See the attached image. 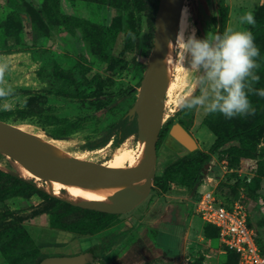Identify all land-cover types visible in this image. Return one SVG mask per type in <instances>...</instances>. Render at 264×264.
Listing matches in <instances>:
<instances>
[{
    "label": "rangeland",
    "instance_id": "rangeland-1",
    "mask_svg": "<svg viewBox=\"0 0 264 264\" xmlns=\"http://www.w3.org/2000/svg\"><path fill=\"white\" fill-rule=\"evenodd\" d=\"M130 1V8L123 13L132 17L131 21L136 34L132 37L130 49L126 51L122 59L109 64L100 59L97 46L80 39L78 33L67 32L59 24H54L52 30L48 31L47 28L46 36L41 38L37 31L29 30V19L30 17L37 18L39 14H37L36 8L41 3L45 14L54 19V13L45 0H29V2L23 0L22 5L20 6L19 2L17 6L20 7L16 9L9 6L6 0H0V25L2 22L11 26L15 25L18 33L17 37L8 36L0 26V63L7 64L4 84L0 86L12 90L10 95L0 98V113L9 109H21V112H16L7 121L26 125L28 131L41 133L42 138L65 151L99 165L106 163L116 151L126 150L129 157L138 156L136 118L129 116L127 111L137 97L138 84L152 51L158 0ZM231 2L232 12L229 15L226 29L250 31L252 25L242 24L240 17L249 11L253 13L254 17L261 13L259 19L264 16V9L258 10V5L261 2L258 5L255 2L249 4L234 0ZM185 8L188 10L186 37L192 33L193 29H195V36L198 39L206 38L210 32L217 34V28L212 22V17L216 14L214 0H185L183 10ZM61 10L87 17L99 25L107 23L112 17L121 13L115 8L110 9L100 0H62ZM21 12L30 14L27 22L23 21ZM17 13H20V19ZM181 18L182 12L180 21ZM51 21L48 20V22ZM180 21L178 32L181 26ZM256 46H264V39L257 42ZM122 47L123 43L120 41L114 48L113 53L117 59L120 58L118 53ZM56 61L59 63L58 69L55 68ZM136 61H141V65L137 69L134 68ZM79 63L92 68V72H100L103 81L89 87L83 84L78 85L79 92L90 96L87 99L58 95L60 87V81H57L58 72L69 73L81 82L84 80L81 76L82 71ZM121 65L125 67L124 71H120L119 66ZM185 67L188 65L185 64ZM254 72L263 77L262 72L258 69H255ZM197 76L198 74L187 72L178 60L174 61L172 80L165 95L164 109L166 120L172 118L175 122L183 118L188 124L192 122L189 131L197 140L194 152L202 149L203 143L207 145L212 138L210 130L203 123L204 114L207 111L203 107L181 111L177 109L176 102L179 97L187 96L189 92L196 89ZM256 83H252L254 91L248 92L251 105L258 96L255 90H260ZM127 88L131 89L124 92L123 90ZM95 93L100 96H94ZM200 94L199 88L196 96ZM4 105H8V107L5 108ZM252 108L254 109L253 105ZM79 115H92V119L77 130L68 133L61 132L65 124L64 120L62 121L63 118L74 119ZM211 119L215 126L230 131L247 126L253 119V113L231 119L225 118L223 114L213 113ZM204 130L208 132V135L203 133ZM60 132L63 134L59 138L53 135ZM166 135L167 133L160 138L157 147L156 173L148 195L130 211L114 215L110 223L99 231L115 229L120 238L111 251H104L98 264H193V257L196 256L193 255L194 250L204 246L203 243H200L199 248H196L198 245L193 246V252H191V248H187L190 239L186 238V246L183 247L186 256L179 259L177 255L171 257L166 253L167 251L158 248L156 243L154 231V223L158 222L156 217L163 214L168 205L171 206L174 203L179 205L187 203L188 209L194 212L197 194L191 195L192 189L186 185L163 182L162 174L165 166L176 161L178 157H185L177 155L165 144ZM254 137L258 139L254 160L249 164L241 161L235 171L229 172L223 160L212 156L211 160L202 168L200 181L203 185L214 187L219 183L218 180H221L217 190L223 200L225 199L223 196L236 193L232 189V184L236 181L250 182L248 190L252 191L253 195H247L244 189L245 205L250 222L257 229L260 246L264 250V174L253 178L255 174L252 170V168L260 166L261 173H264V125ZM53 138L58 141L55 143ZM102 139L105 140L94 144ZM0 162L5 172L12 170L19 173L17 161L13 158H8L0 153ZM30 180L37 187L46 188L44 179L39 181L43 183L42 185L37 184L34 179ZM12 182L14 179L0 175V194ZM60 191L63 194L66 192L64 189ZM55 197L57 196L39 189L23 196L0 199V231L7 225L22 223L34 240L40 243L41 250L45 252L48 249L49 255H64L79 249L80 242L87 240L88 236L52 228L49 225V214L51 212L61 213L63 221L72 223L77 222L89 210L83 207L75 208L68 204H59L55 201ZM169 228L167 226L165 232H160V239L168 241L172 238L170 231H167ZM51 239H67L70 242H64L65 247L58 249L54 247L55 242H41ZM214 247L216 251L207 256L209 260L206 261L197 256L194 264H236L234 254L224 249L219 241L215 243ZM3 262L6 263L0 252V264H4Z\"/></svg>",
    "mask_w": 264,
    "mask_h": 264
},
{
    "label": "trees",
    "instance_id": "trees-1",
    "mask_svg": "<svg viewBox=\"0 0 264 264\" xmlns=\"http://www.w3.org/2000/svg\"><path fill=\"white\" fill-rule=\"evenodd\" d=\"M8 5L16 9L22 5L19 0H6ZM27 1V0H25ZM49 7L54 13V19L45 14L42 9L43 4L41 3L36 8L37 18L33 19L30 17L28 27L29 30H35L39 34V38L46 36L48 28L52 30L54 24L61 25L67 32L75 34L78 33L80 39L85 42H90L99 48V57L104 62L113 64L115 61H120L127 50L131 47L132 37L136 34L135 27L131 21V16L125 15L123 12L130 8V0H100L103 4L110 7V9L115 8L121 11L117 16L112 17L107 23L103 25L96 24L94 21L87 17L78 16L73 13L61 10V1L62 0H45ZM19 2L21 3L20 6ZM29 2V0H28ZM216 14L212 17V22L217 28V34H223L226 30L227 22L229 18L230 7L227 4L226 0H214ZM260 11L264 9V0L261 1V4L258 5ZM23 9V7H21ZM157 9V6H156ZM26 10V9H23ZM188 11V10H187ZM259 12V11H258ZM27 13V12H26ZM19 19L21 18L20 13H17ZM28 16L30 14L27 13ZM255 24L252 25L250 31L254 37L255 44L264 39V16L260 17L262 14H256ZM48 20H52L48 22ZM23 21H25L23 19ZM1 28L4 30L5 34L8 36H16L15 25H7V23H1ZM200 39H204L200 37ZM123 43V47L119 51L118 55L120 58H116L114 55V48L119 42ZM258 47V46H257ZM260 54L256 58V62L259 65L258 71L262 72L263 77L259 76V81L256 83L259 86L260 90L264 89V46H259ZM57 60V59H56ZM82 73L83 81H79L75 77L71 76L69 73H60L58 72L57 81H60V87L57 92L58 95L65 97H78L81 99H87L90 96L84 95L82 92L78 91V85L83 84L87 87L94 86L103 81L101 73L98 71H93L92 68L79 63L78 64ZM141 61H136L134 68H139ZM145 66V65H144ZM120 71H124V66H119ZM55 68H59L58 61L55 62ZM141 79L138 86H140ZM131 88L123 90L128 92ZM199 87L192 92L196 95ZM94 96H100V94L95 93ZM254 107L253 119L251 122L244 127H238L230 131H225L222 127H217L213 124L211 116L213 113L207 112L203 118V123L213 132L215 139L211 146L206 151H193L185 155V157H178L176 161L165 166L163 170V182L164 183H180L190 187L191 189L198 183H201L202 178V168L204 164L209 162L212 156H216L219 160H226V165L228 168H237L241 161H244L246 164H249L254 160L256 153V147L258 145V139L254 135L260 131L264 125V97L257 96L255 100L252 101ZM196 109V108H195ZM183 111L184 109H180ZM16 112H21V109H9L0 113V119L6 120L10 119ZM92 119V115H79L74 119L63 118L64 126L62 128L63 133L72 132L80 128L85 122ZM186 129L192 126L187 123L186 119L180 118L178 120ZM174 121L172 118H168L160 130V138L165 135ZM54 133L53 135L59 138L63 133ZM106 139V138H105ZM94 144H99V142ZM160 139L157 142V147ZM187 158V160H184ZM254 176L262 175L260 166H256L254 169ZM233 172V171H229ZM0 175H6L12 179L14 182L5 187V190L0 194V199H7L15 196H23L27 193H30L35 190L41 189L35 184L31 183L28 179L23 177H15L9 172H5L0 169ZM217 183L215 190L218 193L217 186L220 184ZM228 182V181H227ZM250 182L246 180H239L232 184V189L235 190V194L223 196L225 199L223 202L227 205H230L235 199L239 198L240 194L243 193L244 189L246 190L247 195H253L252 191H249ZM46 194V193H45ZM48 195V194H47ZM245 195L242 196L241 200L245 204ZM55 201L59 204H68L71 207L81 208L68 203L67 201L61 200L57 197L54 198ZM88 213L84 214L83 217H80L77 222L67 223L61 218L63 217L61 213L51 212L49 215V225L54 229H59L62 231L73 232L76 234H85L92 235L96 234L107 226L112 217L115 214L107 213L104 211H98L94 209H89ZM248 223L253 226L249 219L248 213ZM210 226V230L213 237L218 238L217 229ZM254 227V226H253ZM255 228V227H254ZM257 231V229H256ZM258 244L259 240H258ZM234 254L236 259V264H238V255L232 251L227 250ZM0 252L7 264H38L40 260L45 256V254L39 252V246L35 242L32 235L26 230L25 226L21 224L17 225H7L0 231Z\"/></svg>",
    "mask_w": 264,
    "mask_h": 264
},
{
    "label": "water",
    "instance_id": "water-1",
    "mask_svg": "<svg viewBox=\"0 0 264 264\" xmlns=\"http://www.w3.org/2000/svg\"><path fill=\"white\" fill-rule=\"evenodd\" d=\"M184 2L185 0H158L152 51L142 75L137 97L127 111L129 116H135L137 139L145 145L137 165L123 172L106 170L97 163L81 159L69 152L63 153L36 133L3 119H0V153L40 174L46 182L49 178L56 177L78 185L94 187L108 198L69 199L63 193L56 195L70 204L112 214L124 213L137 206L148 195L156 173L157 142L162 125L166 121L165 58L168 56V41L175 43ZM21 16L27 22L28 15L21 12ZM165 144L179 156H185L197 147V141L191 132L179 121L170 125ZM8 172L15 177H21L17 171ZM137 176H142L137 183H128V180ZM29 181L33 183L32 180ZM40 188L51 193L46 188ZM91 260L90 252H81L74 255L46 256L39 264H85Z\"/></svg>",
    "mask_w": 264,
    "mask_h": 264
},
{
    "label": "clouds",
    "instance_id": "clouds-1",
    "mask_svg": "<svg viewBox=\"0 0 264 264\" xmlns=\"http://www.w3.org/2000/svg\"><path fill=\"white\" fill-rule=\"evenodd\" d=\"M187 9L182 10L181 26L175 43L168 41L172 49L173 61L179 62L190 74H198L195 87L199 96L189 92L177 99V109L203 107L209 113H220L225 118L252 114L254 109L248 99V92L254 91L253 82L259 81L254 70L259 68L256 58L260 51L254 42L251 31L226 29L223 34L208 33L206 38L198 39L195 29L185 36ZM242 24L254 25L252 12L240 17ZM168 56L165 63H168ZM185 64L188 67H185ZM6 63H0V85L4 84ZM11 88L0 86V98L11 94ZM264 97V89L255 90ZM5 108L8 105H4Z\"/></svg>",
    "mask_w": 264,
    "mask_h": 264
},
{
    "label": "built area",
    "instance_id": "built-area-1",
    "mask_svg": "<svg viewBox=\"0 0 264 264\" xmlns=\"http://www.w3.org/2000/svg\"><path fill=\"white\" fill-rule=\"evenodd\" d=\"M223 162L226 165V160ZM0 169L5 171L1 162ZM227 170L235 171V168ZM200 187L195 193V211L204 223L217 229L224 249L238 255V264H264V250L258 244L256 229L248 223V210L241 200L243 193L227 205L216 193V185L208 187L202 184Z\"/></svg>",
    "mask_w": 264,
    "mask_h": 264
},
{
    "label": "crops",
    "instance_id": "crops-1",
    "mask_svg": "<svg viewBox=\"0 0 264 264\" xmlns=\"http://www.w3.org/2000/svg\"><path fill=\"white\" fill-rule=\"evenodd\" d=\"M234 1L244 2L245 4L255 2V4L257 5L261 2L260 0H234ZM226 2L227 4H229L230 7V11H229V15H230L232 12V2L231 0H226ZM205 115L206 114H204V116ZM204 126L207 127L205 124ZM210 132L212 134L211 141L208 142L207 145H204L203 143L201 147L202 149H200L202 151L208 150V148L211 146V144L215 139V135L213 134V132L211 130ZM203 133L208 135V132L206 130H204ZM186 205L185 204L179 205L177 203H174L171 206L168 205L166 211L163 214L156 217V220H158V222L156 224L154 223L155 227L163 229L161 232H165L167 226H169L170 228L167 229V231H170V235H172V238L169 239L168 241L162 240L159 238L158 234L156 233L157 231L155 230L156 243L158 244V248L167 251L166 253L169 254L171 257L177 255V258L179 257L180 259V257L182 258L183 256H186V251L183 247L186 246V238H189L190 242L187 245V248H191V252H193L192 249L193 246L198 245L196 248H199L201 246L200 243H203L204 245L200 247V249L194 250L193 255L195 254L196 256L193 257L194 258L193 264L196 261L197 256L202 257L203 260L207 261L209 260L207 256H210L211 253L216 251L214 246L215 243L219 240L218 238L213 237L211 231H209L210 226L204 223L201 217L196 213L195 206L193 212L189 210ZM221 251H224V249L223 250L221 249Z\"/></svg>",
    "mask_w": 264,
    "mask_h": 264
},
{
    "label": "bare ground",
    "instance_id": "bare-ground-1",
    "mask_svg": "<svg viewBox=\"0 0 264 264\" xmlns=\"http://www.w3.org/2000/svg\"><path fill=\"white\" fill-rule=\"evenodd\" d=\"M186 23H187V20H186ZM177 34H178V29H177ZM168 55L169 57H168V63H167V89L172 80V72H173V66H174L171 46H170V49L168 47ZM19 126L27 130L26 125L22 124ZM36 134L39 135L40 137H43L41 133H36ZM53 140L55 141V143L58 141V139H54V138ZM52 144L55 145L61 152L63 153L67 152L61 147L57 146L56 144L54 143ZM137 145H138V151H139L138 156L129 157L126 150H124L123 152L116 151L106 161V163L101 164L99 166L106 170L113 171V172H123V171H127L131 169L132 167H134L135 165L139 163L144 153V149H145L144 143L140 141L139 139H137ZM17 166H18L19 173L22 177L26 179H34L39 185L43 184L39 182L43 179V177L40 174L30 170L29 168L25 167L19 162H17ZM141 178L142 176H137L135 178L128 180V183H137ZM45 187L49 189L53 195H58V194L63 193L60 190L64 189L66 191L64 194L69 199H78V198H84V199H90V200L91 199H100V200L108 199L104 193L100 192L98 189L94 187L78 185L73 182L63 181L56 177L49 178L46 182Z\"/></svg>",
    "mask_w": 264,
    "mask_h": 264
},
{
    "label": "flooded vegetation",
    "instance_id": "flooded-vegetation-1",
    "mask_svg": "<svg viewBox=\"0 0 264 264\" xmlns=\"http://www.w3.org/2000/svg\"><path fill=\"white\" fill-rule=\"evenodd\" d=\"M159 139H160V133H159ZM201 185H202V183H200V184L197 183L192 188L191 195L195 194ZM119 214H122V213H119ZM159 229L160 228H156L155 227V230L157 231L156 233L158 234V236L160 235L159 233L162 231V229H160V231H159ZM117 233H118V231H116L115 229H113V230H110V231H106L105 230L103 232H97L96 234H92V235H85V236H88V239L85 240V241L80 242L81 245L79 246L80 247L79 249H77L75 251H72V252H70L68 254H64V255H74V254H78V253H81V252H90L91 255H92V260L90 262H86L85 264H98L100 258H102V254L104 253V251L105 250L111 251L116 246V244L118 243V240L120 238V235L117 234ZM35 242L39 246V249H40L39 252L45 254L44 257L51 256V255H49L47 253L48 249H47V251L43 252L41 250V245H39L40 243L37 242L36 240H35ZM41 242L42 243H45V242H53L54 243L55 242L56 245H54V247L56 249H58V248H61V247H65L64 246V242H70V241L67 240V239H64V240H61V239H59V240L58 239H56V240L55 239H51V240H46V241H41ZM54 255H61V254H54Z\"/></svg>",
    "mask_w": 264,
    "mask_h": 264
}]
</instances>
